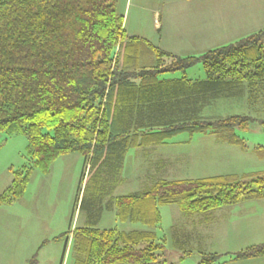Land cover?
<instances>
[{
	"label": "trees",
	"instance_id": "1",
	"mask_svg": "<svg viewBox=\"0 0 264 264\" xmlns=\"http://www.w3.org/2000/svg\"><path fill=\"white\" fill-rule=\"evenodd\" d=\"M124 25L118 0H0V133L29 139L28 164L12 171L0 205L23 197L35 170L50 174L64 155L85 157L91 177L78 200L83 225L68 233L74 264H164L158 253L164 245L152 230L162 222L163 206L208 218L223 206L264 198L261 171L161 177L143 191L111 195L132 148L149 150L188 133L248 151L238 131L249 130L258 117L208 113L217 99L245 92L252 110H264V29L201 55H181L127 34ZM199 62L207 78H189ZM177 71L183 76L164 77ZM253 152L264 159V145ZM105 210L150 229L101 228ZM260 257L264 243L237 253L205 252L199 264Z\"/></svg>",
	"mask_w": 264,
	"mask_h": 264
},
{
	"label": "rangeland",
	"instance_id": "2",
	"mask_svg": "<svg viewBox=\"0 0 264 264\" xmlns=\"http://www.w3.org/2000/svg\"><path fill=\"white\" fill-rule=\"evenodd\" d=\"M157 1L118 0V10L125 16L124 28L127 34L143 36L156 42L163 31L159 12L157 14L158 10H155L159 5ZM229 1L234 5L233 0ZM222 3L227 4V0H222ZM251 3L249 12L252 13V18L256 19L257 7L261 8L257 21L251 20L249 15L251 19L245 25L232 26V29L221 30L213 36L205 34L203 43L197 45L190 42L189 49L194 52L189 54L201 55L203 51L234 43L264 29V0H251ZM195 5L197 3L192 7ZM212 8L214 9L213 5ZM209 36L212 37L208 38ZM181 76L183 73L180 71L164 75L165 78ZM187 76L206 79L202 62L190 68ZM213 111L223 116L249 114L258 117L249 130L238 131L251 147L248 151L223 144L213 136H191L188 133H180L170 144L149 150L132 148L126 154L124 168L117 176L119 183L111 195L143 191L163 176L172 180L264 172V159L253 152L256 145H264V126L259 121L260 118L264 119V110L262 114L252 110L244 92V96L240 98L233 96L217 99L208 113ZM0 143V192H3L12 183V171L28 164L29 139L23 133L10 135L2 132ZM199 150L202 155L199 158L206 162L188 163L193 152L197 156ZM181 157L184 161H176ZM160 158L170 162L167 175L162 174L163 170L158 172ZM89 172L90 163L85 157L79 153L64 155L53 163L50 174H44L38 169L34 171L22 198L11 204L0 205V264H29L34 258L37 259V264H74V254L70 250L71 240L68 239L71 234L68 236V233L77 225H83L78 200L82 199ZM93 172L95 174L96 170ZM94 184H89V187L94 188ZM251 203V208L256 212L239 209V206L234 209L223 206L210 214L208 222L202 223L199 220L206 216L204 214L187 217L177 205L163 206L162 222L152 229L158 234L157 243L164 245L158 251L161 261L164 264H199L205 252L237 253L264 243V205L258 206L254 201ZM188 220L196 221V226H192ZM98 226L127 231L150 229L141 223H122L109 210L104 211ZM146 245L144 242L137 247L143 248ZM227 264H264V257Z\"/></svg>",
	"mask_w": 264,
	"mask_h": 264
},
{
	"label": "crops",
	"instance_id": "3",
	"mask_svg": "<svg viewBox=\"0 0 264 264\" xmlns=\"http://www.w3.org/2000/svg\"><path fill=\"white\" fill-rule=\"evenodd\" d=\"M238 1L240 3H238ZM157 3H159V5L155 10H158L156 12L157 14L159 12V20L163 26V31L156 42L168 51L184 55L194 52L193 49H189L190 42L199 45L206 39L204 36L205 34H212L213 36L221 30H227V28L232 29V26L237 27L241 24L245 25V23L252 18V13L249 12V8L252 6L251 0H233L234 5H231L229 0H227V4H223L222 0H158ZM195 3H197V5L193 8L192 6ZM238 4L240 5L238 6ZM212 5L214 6V9L212 8ZM213 11H215V13ZM215 15H217L216 18ZM249 15H251V18ZM260 15L261 8L257 7L256 19H258ZM253 19L254 21H257L255 18H252L251 20ZM212 36H209L208 38H211ZM194 154L195 152H193V156L188 159V163H197L200 161L206 162L199 158V156L202 157L200 150L197 152V156ZM176 161H184V158L181 157L180 160L176 159ZM173 163L175 164V162ZM158 165V172L163 170L162 174L167 175L170 162L166 159L160 158ZM163 178L166 177L163 176ZM252 201L256 202L258 206L264 205V198H262L248 200L237 205H231L228 209H231V207L234 209L235 206H239V209L248 212H256L251 208ZM81 216L82 213L80 217ZM83 218L84 216L81 218L82 221ZM209 220L210 217L207 218L205 216L200 219L199 222H208ZM195 222L196 221L194 220L192 222L190 221V223L193 224L192 226L195 225Z\"/></svg>",
	"mask_w": 264,
	"mask_h": 264
}]
</instances>
